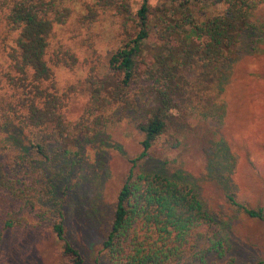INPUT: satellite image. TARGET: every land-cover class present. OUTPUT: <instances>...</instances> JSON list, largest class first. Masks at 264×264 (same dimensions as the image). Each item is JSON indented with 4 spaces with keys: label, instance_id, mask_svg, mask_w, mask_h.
Returning <instances> with one entry per match:
<instances>
[{
    "label": "rangeland",
    "instance_id": "1",
    "mask_svg": "<svg viewBox=\"0 0 264 264\" xmlns=\"http://www.w3.org/2000/svg\"><path fill=\"white\" fill-rule=\"evenodd\" d=\"M140 1L71 0L69 21L55 27L50 49L61 44L71 49L79 61L73 70L52 67L57 93L67 95L63 118L68 123L86 118L85 123L90 124L94 120L95 115L83 117L89 104L86 78L91 70L100 80L110 74L106 62L135 31L133 21ZM188 1L199 21L223 11L209 0ZM84 5H93L97 10L92 28L79 21L86 12ZM162 6L161 0L150 2L153 14ZM254 20L264 23V5ZM14 38L15 33L0 23V72L8 68V52L14 46ZM9 94L0 87V97ZM129 96L135 98V109L122 113L112 107L107 111L109 122L104 128L94 132L73 130L63 144H51L56 151L50 162L36 154L35 145L41 144L44 133L15 123L5 124L0 118L1 161L23 182H31L39 189L53 185L50 199L36 207L47 212L45 220L25 213L29 215L27 227L0 230V264H71V259L62 254V243L52 229L59 210L65 239L78 251L83 264H109L103 242L117 195L131 168L130 160L141 153L144 138L137 125L144 116L143 98L135 87ZM182 108L181 112H174V123L183 126L176 147L168 144L170 136H176L172 125L136 163L134 172L182 171L190 176L206 211L227 231L230 247L223 256L207 253L202 260L193 251L175 264H225L229 259L234 260L232 264L264 261V34L251 29L240 38L222 66L210 107ZM63 149L69 153H62ZM227 195L253 209H262L263 218H249L237 211L227 201ZM2 203L7 212L18 207L14 202Z\"/></svg>",
    "mask_w": 264,
    "mask_h": 264
},
{
    "label": "trees",
    "instance_id": "2",
    "mask_svg": "<svg viewBox=\"0 0 264 264\" xmlns=\"http://www.w3.org/2000/svg\"><path fill=\"white\" fill-rule=\"evenodd\" d=\"M161 1L162 9L155 14L151 0L140 1L133 21L135 31L106 62L110 74L100 80L91 70L86 78L89 104L83 117L95 115L90 124L85 123L86 118L75 124L63 118L67 95H59L53 81L52 67L73 70L79 64L71 49L61 44L50 49L55 27L64 26L71 17V0H3L1 4L0 23L4 22L15 38L8 52V68L0 72L4 85L0 87L10 93L0 97V118L5 124L44 133L41 144L35 145L41 159L50 162L56 151L51 144H63L73 130L104 128L112 107L122 113L135 109V98L129 96L132 87L143 98L144 116L137 124L144 134L142 151L130 160L103 242L109 264H175L193 251L202 260L207 253L223 256L230 247L227 231L206 211L190 176L182 171L138 173L134 167L172 125L176 136L171 135L168 144L176 147L183 126L174 123V112L189 105L205 110L213 104L222 66L240 38L251 29L264 34V23L254 20L264 0H209L223 11L200 21L189 7L190 1ZM84 7L86 12L79 21L92 28L97 10L93 5ZM52 189L50 184L39 189L23 182L0 157V230L27 227L29 215L45 220L47 212L36 207L50 199ZM226 199L247 217L263 218L262 209H253L233 195ZM2 201L18 207L4 211ZM57 218L52 229L62 243V254L71 264H83L78 251L65 239L60 210Z\"/></svg>",
    "mask_w": 264,
    "mask_h": 264
}]
</instances>
